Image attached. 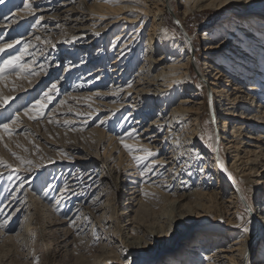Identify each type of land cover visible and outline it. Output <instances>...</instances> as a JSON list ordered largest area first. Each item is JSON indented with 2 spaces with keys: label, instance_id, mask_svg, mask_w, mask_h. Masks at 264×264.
Here are the masks:
<instances>
[{
  "label": "bare ground",
  "instance_id": "obj_1",
  "mask_svg": "<svg viewBox=\"0 0 264 264\" xmlns=\"http://www.w3.org/2000/svg\"><path fill=\"white\" fill-rule=\"evenodd\" d=\"M24 3L32 5L31 13L24 9ZM233 3L248 10L250 0L0 3V45L12 38L9 43L14 49L19 48L18 55L23 54L21 63L30 67V72L24 74L26 78L15 74L0 83L1 87L7 88L19 79L18 84L24 83L21 94L33 93L46 76L54 77L58 62L66 59L61 76L44 91L53 83L57 85V91L50 93L51 102L60 97L61 104L76 105L79 110L85 109L88 116L102 113L99 123L105 126L124 113L126 133L117 141L111 137L100 153L104 163H109V174L119 167L118 183L123 187L132 185L125 199L123 195L121 210L111 207L104 173L76 169L66 180L72 183L61 180L64 186L60 195L75 208L54 226L65 225L68 234L89 236L86 242L91 240L101 252L100 258L113 255L108 246L117 240L118 256L128 259L127 264H140L145 256L156 262L163 259L159 264H264V20L245 19L236 29L229 27L231 23H224L202 34L204 68L199 79L213 107L216 130L211 141V132L204 125V97L192 87L195 82L191 68L198 61V38L186 32V24L195 11L220 10ZM5 10L9 11L4 13ZM245 13H235L234 18L260 12L253 9ZM169 16L188 36L182 39L176 35ZM34 19L29 33L22 35ZM112 33L108 47L106 41ZM226 33L227 37L218 44ZM224 49L227 52H222V57L214 56ZM53 59L56 63L48 70ZM23 113H17L21 119L13 125L15 130L26 126L22 121L27 116ZM121 140L136 151L129 154ZM119 147L118 161L111 168L113 162L106 158L108 149L112 152ZM142 149H149L154 155L137 164L132 157L144 156ZM140 164H146L145 175L141 171L129 172ZM197 166H202L199 177ZM149 167L151 171L147 170ZM29 182H20L19 188ZM19 191L22 202L11 217L23 219L13 237L20 247L26 248L33 218L30 204L25 203L26 195ZM89 193L91 197L86 202L84 198ZM145 193L173 205L170 214L162 212L156 218L158 227L143 222ZM244 202L249 209L247 216L243 213ZM112 213L125 222L124 229L133 236L121 240L115 232L106 234L114 219ZM71 221H75L73 227H69ZM195 227L201 229L193 231ZM172 229L177 230L174 237L155 251L153 246ZM186 233L192 238L184 239ZM197 236H202L199 243L194 240Z\"/></svg>",
  "mask_w": 264,
  "mask_h": 264
},
{
  "label": "rangeland",
  "instance_id": "obj_2",
  "mask_svg": "<svg viewBox=\"0 0 264 264\" xmlns=\"http://www.w3.org/2000/svg\"><path fill=\"white\" fill-rule=\"evenodd\" d=\"M250 3L246 8L248 10H245L243 5L233 3L226 5L220 10L195 11L186 24V32L198 38V41L195 43L198 61L196 65L191 68L195 82L192 87L204 97L206 103L204 109V125H206L207 129L211 132L210 135L215 134L216 125L213 122V107L210 102L211 97L208 95L209 93L204 87L203 82L199 79L201 70L204 68V60L201 56L204 52L205 44L202 34L205 31L213 30L216 27L228 23H231L229 26L231 29H236L235 26H238L237 24L245 21V19L253 20L259 18L264 20V0H250ZM18 5H20V3H18ZM253 9H257V12H260L259 15H250L240 19L234 18L236 14L242 16L246 14L245 11L250 12L253 11ZM8 11L9 10H5L4 13ZM174 19L173 16H169V24L173 29H177L176 35L178 34L179 37L181 36V38L184 39L188 34L178 26L177 21ZM33 21H35V19L30 21L23 29L22 35L29 33L31 30L30 25H32ZM224 35L226 36L221 37L218 40V44L222 43L225 37H227V33ZM112 36L113 33L110 36V40L106 41V46L108 47L111 45ZM1 38L0 36V41ZM11 39L12 38L7 39L4 42L9 43L12 41ZM2 42L3 41L0 43ZM17 51H19V48L14 49V47H12L0 53V63H3L4 60L11 56H17L19 54ZM222 52H227V49L221 50L218 53L216 52L214 56L216 58L222 57L224 55ZM246 59L250 60L249 57ZM55 63L56 61L54 59L50 61L48 63V70L50 67H53ZM65 63L66 59L59 61L54 72V77L46 76L33 93L21 94L24 83L21 81L18 84L19 79L14 81V83H12L13 85L11 84L7 88L0 86V90L3 92H1L0 95L9 96L11 94L10 96H12V99H10L3 108H0V123L10 122L11 119L16 116L15 114L23 112L25 108L33 104V100L40 98L51 82L61 76L65 69ZM6 76L7 79L10 78V76H15V72L6 73ZM70 104L71 103H66V105L65 103L61 104V99L58 97L55 101L47 104V107L44 109V114L39 119L29 120L27 117L24 118L22 122H24L26 126L23 129L15 130L11 136L0 133V135H3V139L0 140V161L6 162V164L12 166L11 168L0 167V224L1 222L5 224H3V227H0V264H127L125 261H128V259L118 256L117 250L119 247L117 246H119V243L117 240L116 242L112 241L108 246L113 251V255L110 254L106 256L107 258H100L101 252L95 248L91 240L90 242L88 240L90 245L86 242L89 236L87 237L84 236L85 234L78 235L70 232L68 234V231L64 230L66 228L65 225L62 227L54 226L55 222L64 220L75 208V204H68L60 195L61 189L64 186L61 180L66 182L74 170L78 169V171L84 173L96 170L98 174L99 172H102V174L104 173L108 179V185L105 188H107L106 191L110 195L109 198L112 204L110 205L112 208H116L117 211L120 209L119 205L121 201H123V195L125 199L127 197L125 194L129 192V187L132 186L129 184L124 187L120 185L116 178L117 176L118 178L119 176L121 177V174H119L121 171L120 168L118 167L116 172H114L115 170H113V172L110 171L111 174H109V163L105 164L100 154L103 153L104 148L108 146L109 143L107 142H109L111 137H113V141H117V138L126 133L125 131L128 128L124 127V123H122L124 113H120V115L108 124L109 126H105V123H99L103 117L102 113L97 112L96 116H88L85 109L79 110L76 105ZM67 105L68 107H66ZM53 110L54 113L56 110L55 114ZM57 111L60 112L58 113ZM52 113L53 117L49 116ZM113 130L118 131L115 133ZM100 135L102 138L103 135H105L103 142ZM120 153V147L112 150V152L110 148L108 149L106 158H110V161L113 162L110 165L111 168L117 163V158ZM17 157L31 160L32 164H24L21 166ZM50 162L52 164L48 165ZM145 167L146 164H140L135 167V170L128 171L137 174L136 171L142 172L145 170ZM17 168H19V171L16 170ZM127 169L129 168H125V170ZM22 170H26L27 172L21 173ZM65 170L68 171V174H66ZM201 170L202 166L196 167L198 177L200 176ZM27 180H30V182L25 184L23 188H19V183ZM66 183L69 184L72 182L67 181ZM75 183L77 184L78 181ZM19 189H21L27 197L25 203L28 202V204H30V215L33 218L30 223L32 230H30L26 248L20 247L17 239L13 237L23 219V216L18 218L11 217L14 216V210L22 202V200L20 201L22 196H19ZM90 197L91 193L85 196L84 199L86 202ZM250 200L251 198H249V201ZM168 202L169 200L166 202L165 200L162 201L148 195H143V222L149 226H160L156 218L162 212L170 214L173 209V205L171 206ZM245 203L246 202H244L243 205L246 212L243 213L247 216L249 209ZM81 204L83 207L86 205L85 203L83 204V202ZM45 207L47 208L45 209ZM112 217L114 219L110 227L105 230L107 235H110L111 232H115L117 233L116 238L119 237L121 240L122 238L125 240L129 235L133 236L130 234V231L124 229L123 226L125 222L123 220L121 221L118 216L113 213ZM125 221H127V219H125ZM121 227L123 228L121 229ZM163 227L162 225V229ZM199 229L201 228L195 227L192 230L196 231ZM175 233H177L176 229L167 230V236L153 246L155 251L161 248L160 245L162 243L174 237ZM187 237L192 238L189 233H186L184 239ZM201 239L202 236H197L194 240L196 243H199ZM177 254H179V252ZM135 260L138 259L135 258ZM161 261H163V259L156 262L154 259L145 256L142 258L140 264H159Z\"/></svg>",
  "mask_w": 264,
  "mask_h": 264
},
{
  "label": "snow or ice",
  "instance_id": "obj_3",
  "mask_svg": "<svg viewBox=\"0 0 264 264\" xmlns=\"http://www.w3.org/2000/svg\"><path fill=\"white\" fill-rule=\"evenodd\" d=\"M3 2L4 0H0V3H3ZM23 7L25 10H28L30 13L32 12V5L30 3H24ZM37 23H39V21H37ZM97 35H99V33H97ZM37 39L39 38L37 37ZM15 43H19V41H16ZM12 47H13L12 43L2 44L0 45V53H3L5 49H9ZM25 51H27V46H25ZM22 55L23 54L18 55V56H11L8 59L4 60L3 63H0V83L6 81L7 79L6 73H9V72H15L18 78H26L24 77V74L30 72V67L28 64L21 63ZM31 75H38V73H31ZM129 87H131L130 84H129ZM55 91H57V85L53 83L51 87L48 89V91L44 92L43 96H41V98L37 100L35 104L24 109L23 114L27 116L29 120L39 119L44 114V109L47 107V103H50L51 100L53 99L50 93L55 92ZM10 99H12V97L0 95V108L4 107V105H6ZM20 119H21L20 115L17 114L14 118L11 119L10 122L0 123V133L11 136L15 131L13 125H17L20 122ZM128 135L131 136L132 134L129 133ZM2 139H3V135H0V140ZM208 139L211 141L213 137L209 135ZM121 142L124 143L123 140H121ZM124 147L129 151V154H133L136 151V149L132 145L124 143ZM142 150L145 153L144 156L133 155L132 157L133 160L137 162V164H139L143 160H146L148 157L154 155V153L151 152L149 149H142ZM17 159L20 161L21 166L24 164H28V165L32 164L31 160H25L22 157H17ZM0 167L11 168L12 166L6 164V162L0 161ZM221 167H223V165H221ZM16 170L19 171V168H17ZM147 170L151 171V168L149 167L147 168ZM141 175H145V172L142 171ZM145 195H147V193H145ZM74 224H75V221H71L69 224V227H73ZM0 227H3V225L0 224ZM244 231L245 232L248 231L247 227L244 228Z\"/></svg>",
  "mask_w": 264,
  "mask_h": 264
}]
</instances>
